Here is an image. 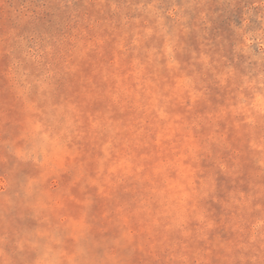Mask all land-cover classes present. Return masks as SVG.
<instances>
[{"label":"rangeland","instance_id":"1","mask_svg":"<svg viewBox=\"0 0 264 264\" xmlns=\"http://www.w3.org/2000/svg\"><path fill=\"white\" fill-rule=\"evenodd\" d=\"M0 264H264V0H0Z\"/></svg>","mask_w":264,"mask_h":264}]
</instances>
